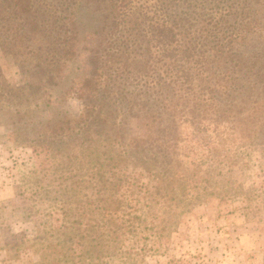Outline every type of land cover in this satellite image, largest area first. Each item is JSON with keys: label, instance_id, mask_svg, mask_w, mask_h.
<instances>
[{"label": "trees", "instance_id": "obj_1", "mask_svg": "<svg viewBox=\"0 0 264 264\" xmlns=\"http://www.w3.org/2000/svg\"><path fill=\"white\" fill-rule=\"evenodd\" d=\"M8 1L38 84L0 81V126L47 152L20 187L48 206L0 262L147 264L196 204L243 191L232 174L264 142V0L207 16L205 0H69L55 45L33 0Z\"/></svg>", "mask_w": 264, "mask_h": 264}, {"label": "rangeland", "instance_id": "obj_2", "mask_svg": "<svg viewBox=\"0 0 264 264\" xmlns=\"http://www.w3.org/2000/svg\"><path fill=\"white\" fill-rule=\"evenodd\" d=\"M165 1V0H160ZM198 1V0H193ZM204 8L191 9L207 16V8H224L231 0H205ZM249 1V0H248ZM42 30L50 34L52 45L61 41L69 0H33ZM156 2L150 0L149 4ZM217 5V7L214 6ZM190 10V11H191ZM207 10V11H206ZM80 26L88 33L95 23L92 13L82 7L77 12ZM21 18L8 0H0V81L8 88L38 84V76L29 65L27 48L15 41L21 34ZM14 34V35H13ZM16 91V90H15ZM17 92V91H16ZM15 92V93H16ZM70 110H77L78 101L67 100ZM264 142L261 153H252V166L232 174L234 184L243 191L234 198L214 196L196 204L167 243L164 255L147 257V264H264ZM243 157L246 160V155ZM48 165L45 149L32 144H21L10 130L0 126V260L1 246L35 232L34 224L48 206L26 187L21 179L34 169ZM228 177V176H226ZM254 189L252 194L245 193ZM249 195L250 197H246ZM38 211V212H37ZM44 219V218H43ZM50 226L56 224V221ZM48 228V225H47ZM31 258H35L30 255ZM0 264H5L0 262Z\"/></svg>", "mask_w": 264, "mask_h": 264}]
</instances>
